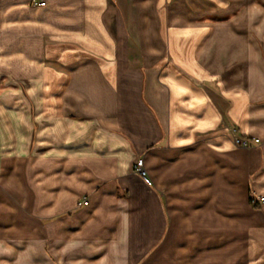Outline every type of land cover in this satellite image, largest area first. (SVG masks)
I'll list each match as a JSON object with an SVG mask.
<instances>
[{
  "label": "crops",
  "instance_id": "0c3cea01",
  "mask_svg": "<svg viewBox=\"0 0 264 264\" xmlns=\"http://www.w3.org/2000/svg\"><path fill=\"white\" fill-rule=\"evenodd\" d=\"M39 2L0 0V77L37 98L0 97V264H264V52L214 23L236 3Z\"/></svg>",
  "mask_w": 264,
  "mask_h": 264
},
{
  "label": "rangeland",
  "instance_id": "374dc122",
  "mask_svg": "<svg viewBox=\"0 0 264 264\" xmlns=\"http://www.w3.org/2000/svg\"><path fill=\"white\" fill-rule=\"evenodd\" d=\"M40 1L43 2V0H40ZM226 1H230L231 3L235 2L236 4L231 5L233 8L231 11L225 10V11L221 12L220 13L221 16H223V15L224 16L221 17L219 20H215L216 22H214V23H221L222 24L225 21H227L228 19H230L231 17H236L237 19H240V21H242V23L239 22V23H241V24H239L237 22V25H241V26L244 25V26L248 27V30L251 32L250 39H252L254 41L253 44L255 46L256 51L258 48L260 55H262L264 52V0H252L251 6H249L248 0H226ZM247 8H248V10H247ZM250 8H251V10H250ZM245 10H247L246 12H250L249 17L245 16ZM221 40L228 41V36L223 34L221 36ZM253 56H255L254 53H253ZM253 68H255V66ZM256 71H258V70H256ZM10 76L11 75H9V78H10ZM33 84H34V82H32V81L20 79L19 77L16 78V76H14V79H7V80L4 77H0V97H2L1 94H3V93H10L12 91L10 88H17L18 90H14V91L15 92L19 91L20 92L19 94H21V91H20V89H21L23 92V95H21V97L19 95L16 98L23 99V101L27 102L28 105L33 106L36 104L37 98L34 96H30V94L28 93V88H32ZM230 131L233 135H235L234 129L231 128ZM234 138H239V137L234 136ZM239 139H241V138H239ZM235 146H237V145H235ZM238 147H240V146H238ZM253 201H252V203H253ZM81 204H84V202H82ZM18 210H20V209H18ZM20 214H22V216L25 215V210L22 209ZM49 258L53 262L51 255L49 256ZM55 264H59V263L55 262ZM140 264H148L147 263V257L142 258V262Z\"/></svg>",
  "mask_w": 264,
  "mask_h": 264
},
{
  "label": "built area",
  "instance_id": "2783aa9c",
  "mask_svg": "<svg viewBox=\"0 0 264 264\" xmlns=\"http://www.w3.org/2000/svg\"><path fill=\"white\" fill-rule=\"evenodd\" d=\"M38 4L39 6H44L45 3L40 1ZM233 142H234V145L240 146L242 148H247L249 146L248 141L245 139L234 138ZM133 170L137 175L141 177V179L146 185L149 186L151 184L148 174L146 172L145 166H144V160L142 158H138L136 160ZM263 202H264L263 197H259L253 201V203H260V204Z\"/></svg>",
  "mask_w": 264,
  "mask_h": 264
}]
</instances>
